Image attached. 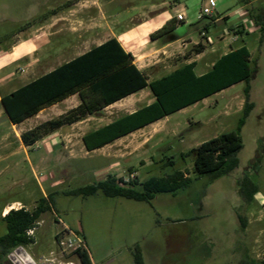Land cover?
Returning <instances> with one entry per match:
<instances>
[{
  "label": "rangeland",
  "instance_id": "1",
  "mask_svg": "<svg viewBox=\"0 0 264 264\" xmlns=\"http://www.w3.org/2000/svg\"><path fill=\"white\" fill-rule=\"evenodd\" d=\"M94 1L107 18L109 32L114 30L117 34L143 35L168 14L183 10L187 13L186 21L178 26L176 33L181 37L190 36L186 38L187 42L199 43L187 44L184 57L174 56L173 52L148 57L150 63L159 62L153 69L161 74L173 70L183 60L196 58L198 44L207 51L197 60L195 72L198 75L205 73L208 64L220 55L221 52L213 54V48L217 50L226 42V49L243 45L249 49L251 64L256 62L258 74L250 83V101L254 108L241 131L243 149L237 154L238 168L209 183L207 176L193 173V159L182 155L236 129L242 114L239 109L245 101V83L236 84L169 116L165 123L158 124L164 132L163 136L157 137L161 139L160 143L151 142L143 148L137 142L140 137L132 138L134 142H130L129 152L116 153L124 160L105 156L112 152L88 153L82 147V129L96 127L100 123L98 120L85 125L80 121L55 131L60 145L71 147H62L61 152L52 154L45 152L42 143L49 135L31 147L24 145L21 135L34 129L37 122H23L14 127V132L2 146L7 144L9 150L14 151L24 145L31 156L41 155L38 158L41 161L31 169L28 163L19 162L24 158L21 155L16 159L18 163L0 164V237L7 232L1 216L8 204L14 208L12 210L25 208L32 211L38 200L53 194L52 211L42 216L34 230L35 243L19 249L35 264H82L75 254L63 256L57 245V237L65 227L82 237L94 264H135L133 252L136 247L141 248L145 264H242L247 258L264 260V206L257 200L251 205L245 204L239 193V183L248 177L264 196V155L256 169L253 165L264 140V31L251 16L247 20L246 12L248 10L253 16L264 15V0H215L217 6L213 15L221 21L212 23L204 35V30H199L201 26L196 27L202 0H0V49L15 43L22 28L31 23L28 33L32 35H39L37 25L44 23L46 34L59 31L57 36L67 37L68 28H72L75 21L81 16H89L87 12L84 14L83 6ZM248 1L252 5L243 11ZM89 13V17L97 18L93 10ZM227 16L229 18L224 19ZM240 23L246 26L240 28L243 35H237ZM52 24L56 25L53 29ZM69 24L73 25L70 27ZM79 30L75 37L72 36L73 42L79 43L87 36ZM167 56L170 58L166 59ZM72 58H48V63L56 66ZM21 67L16 63L12 68L15 79L12 87L21 84ZM39 69L33 68L32 75H39ZM153 69L150 75L156 73ZM63 137L66 142L60 140ZM123 145L122 148H129ZM32 147L33 151L29 152ZM135 149L138 152L132 153ZM3 155L1 151L0 157ZM170 161L174 165H169ZM115 164L118 166L113 168ZM130 168L136 170L135 174L130 173ZM176 171L190 176L191 185L175 193L157 194L150 202L108 198L102 192L90 197L66 194L102 181L108 175L126 181L137 176L139 182L144 183L152 177H166ZM136 189L141 191L142 186ZM239 215L246 221L247 230H243ZM26 264L34 263L29 260Z\"/></svg>",
  "mask_w": 264,
  "mask_h": 264
},
{
  "label": "trees",
  "instance_id": "2",
  "mask_svg": "<svg viewBox=\"0 0 264 264\" xmlns=\"http://www.w3.org/2000/svg\"><path fill=\"white\" fill-rule=\"evenodd\" d=\"M262 14L253 16L249 13V18L250 16L254 18L264 31V15ZM215 20L213 17H204L198 20L196 27L201 26L199 30H204V33L208 32ZM181 24L184 22L172 19L150 36L151 41H159L166 45L179 40L180 37L176 31ZM31 25L33 23L27 24L21 31H26ZM244 27L246 26L238 25L237 35L244 34L240 29ZM247 34L248 32L245 33V35ZM198 45L196 54L200 55L205 48L201 44ZM134 62L135 57L126 52L118 40L113 38L99 47L92 48L84 55L61 64L52 72L38 77L14 92L2 96L1 104L10 122L13 125H20L35 117L42 110L60 103L72 95H79L81 104L76 109L59 119L48 121L21 135L24 145L31 147L45 136L66 125H73L89 116L98 115L122 99L149 89L155 98L154 103L84 136L85 147L91 152L196 105L236 84L245 83V101L236 129L206 141L182 155L183 158L191 157L193 159V173L207 176L209 183L237 169L239 165L237 154L243 149L241 131L254 108V104L250 101V83L256 79L258 74L256 62L251 64L249 49L245 45L232 49L228 54L218 58L213 67L201 76L195 72L197 63L192 62L165 76L151 80L148 74L139 70ZM263 155L264 140L253 161L255 169L260 165ZM169 165H174V162L170 161ZM129 171L131 174L136 172L134 168H130ZM191 183L192 179L183 171H176L166 177H152L144 183H140L137 176L126 181L123 178L108 175L102 181L66 194L90 197L102 192L108 198L120 197L150 202L155 199L157 194L175 193L182 188L189 187ZM139 185L142 186L141 191L136 189ZM239 193L245 204L251 205L255 195L259 193V189L247 177L239 183ZM52 208L53 194L38 200L32 211L22 208L11 210L8 215L3 216L2 220L6 225L7 232L0 237L1 257L6 258L13 250L34 244V238L28 236L27 232L36 228L42 216L52 211ZM239 220L244 230L246 221L242 215H239ZM77 256L82 264H92L87 251L80 250L77 252ZM133 259L135 264H145L140 247L135 248ZM242 264H264V260L247 258Z\"/></svg>",
  "mask_w": 264,
  "mask_h": 264
},
{
  "label": "crops",
  "instance_id": "3",
  "mask_svg": "<svg viewBox=\"0 0 264 264\" xmlns=\"http://www.w3.org/2000/svg\"><path fill=\"white\" fill-rule=\"evenodd\" d=\"M169 1V0H167ZM86 2H84L85 4ZM252 3L249 1L243 11H246L249 6H251ZM85 9L84 14H89L91 10H93L96 13L97 18L93 19L92 17L89 16H81V19L77 20L73 24H69V26L72 28H68V34L67 37H59V31H53L51 33H45L46 31V26L43 27V24L37 25L36 32L39 33V35H32L28 33V29L26 31H23L19 34V36L15 37L17 38V41L7 47L6 49H0V152H3V156L0 157V164L2 163H18L17 158L19 159L20 156H24L23 160L20 159L19 162L22 163V161L28 163L31 169L34 168L35 166H38L37 164L41 161L38 160V158H41V155H33L31 156L28 153V150L24 145H21L18 150L10 151L9 147L7 144H4L2 146V142L6 141L10 138L11 134L14 132V127L17 125H13L9 118L7 117L4 108L1 104V98L4 95H8L18 88L27 85L31 81H34L38 77L52 72L54 69H56L58 66L61 64H58L56 66L50 65L48 63L49 59L48 58H54V57H60V56H71L73 57L72 59L82 56L88 51H90L94 47H99L106 43L110 39H117L118 42L121 44V46L125 49L126 52L131 53L135 57V65L138 67L139 70L145 72L148 74L151 80L153 79H158L162 76H165L179 67L190 64L192 62H196L198 64V59L202 58L206 55L207 51L203 52L200 55H197L196 58L192 59L191 61H186L183 60V62L177 63V65L174 66V69L169 71L168 73L161 74L159 71H155L153 67H156L158 65V61L150 63L148 62V57L152 56H160V55H165V53L168 54V52H173V55L176 56L178 55L179 57H184V53L187 49V44H192V43H199V42H193L189 40V42L186 41V38L189 39L190 36L188 37H181L179 36V40L170 43V44H162L159 41H150V36L160 30L165 24H167L169 21L172 19H177L179 14L184 15V21H186V16L187 13L183 11H178L177 14L171 15L168 14V16H165L164 19L161 22H157L155 25L150 26L151 28L148 29L146 33L143 35H138V34H117L114 30L109 29L110 26L106 23L107 18L104 15L103 12H101L99 4L97 2H93L92 4L90 3L89 6H83ZM87 12V13H86ZM247 12V20L249 18V12ZM215 20L213 24H217L220 22V18L215 17L214 15L212 16ZM198 18V16H197ZM229 16L225 17L224 19H228ZM83 20V21H82ZM60 21V20H58ZM95 22V23H94ZM241 24V23H240ZM151 25V24H150ZM252 25V23L250 24ZM56 26L55 24H52L51 27L52 29ZM248 27V25H247ZM79 29H82L87 36L85 37L84 40L81 39L79 43L73 42V37H75L76 33L78 31H81ZM30 30V29H29ZM223 36V35H221ZM227 39L225 38L224 41ZM228 47L227 43L219 45L215 50L213 48L212 53L215 54L217 52H221L219 56H215V59L208 64L207 69L205 73H207L214 65L215 61L228 54L231 52L232 49L239 48L241 46H230V48L226 49ZM173 50V51H172ZM170 56H167L166 59H169ZM72 59L68 60L71 61ZM67 61V62H68ZM47 62V63H46ZM19 63L21 67V72H23L19 76V81H21L20 86L18 87H12V82L15 81L14 79V73L11 72L13 66ZM63 63H66L63 62ZM62 63V64H63ZM139 63V64H138ZM40 67L39 69V75L35 74L32 75L33 73V68ZM153 69L154 73L153 75H150L149 72ZM159 73V74H158ZM203 73V74H205ZM203 74H200L198 76H201ZM25 78V81L23 79ZM149 89L142 90L138 93L132 94L121 101L107 107L103 113H100L98 115L90 116L84 121L80 122L81 124L85 125V123H90L93 120H98L100 123L97 124L96 127L90 128V129H82V135L80 138V142L84 150L88 153H90L83 142V138L85 135L97 131L100 128H103L105 126L110 125L114 121L118 120L119 118L125 116V115H130L138 111L140 108L144 106H149L152 103H154L155 98L153 97L151 91ZM79 95L75 94L67 99L63 100L60 103H57L51 107H48L41 112H39L35 117L28 119L25 122H28L30 120H35L37 122L35 128L41 124H44L48 121L59 119L62 116L68 114L70 111L76 109L78 106H80L81 101L79 99ZM233 103V102H232ZM231 103V104H232ZM243 103V100H242ZM244 106V103H243ZM243 106L239 109H243ZM168 118V117H167ZM167 118L157 121L155 123H152L145 127L144 129L137 130L125 137L116 139L110 144L105 145L101 149H96L94 151H91L93 153H102V152H112L109 153L108 155L105 154L106 157H110L113 160H124L122 155H117L116 153H124V152H129L130 147H132L130 142H134L132 138L134 137H140L137 142L139 143V147H146L149 145L151 142H161V139H157L158 136H163L162 130L160 129L158 124L165 123L167 121ZM7 126V129L5 128ZM25 133V132H23ZM69 134V133H68ZM71 136V135H70ZM59 138L57 137V134L52 133L49 135L46 139L42 141L44 142V147H45V152L46 153H59L62 150H60L62 147H65L69 149L71 146H63L60 145L59 143ZM62 141H65V138L63 137L60 139ZM159 140V141H157ZM124 147H129V148H122L121 145ZM134 147V146H133ZM64 148V149H65ZM29 152L33 151V147L29 148ZM38 152V151H37ZM138 152L136 149L132 152L135 153ZM19 155V157H17ZM31 156V157H30ZM59 159V158H58ZM20 166V165H19ZM118 164H115L113 166L117 167ZM258 201L261 206H264V196L259 192L258 194L255 195L254 201ZM15 203H11L12 206L15 205ZM8 208L10 207V204L7 205ZM11 208V207H10ZM7 210V208H6ZM5 210V212H6ZM4 214L3 216H5ZM1 216V217H3ZM244 230H247V223H246V228ZM89 254V252H88ZM90 256V254H89ZM90 261L92 264H94V261L92 257L90 256Z\"/></svg>",
  "mask_w": 264,
  "mask_h": 264
},
{
  "label": "built area",
  "instance_id": "4",
  "mask_svg": "<svg viewBox=\"0 0 264 264\" xmlns=\"http://www.w3.org/2000/svg\"><path fill=\"white\" fill-rule=\"evenodd\" d=\"M202 9L198 13V20L204 18V17H212L213 12L217 6V3L215 0H202ZM177 19L179 21H184V15L179 14ZM205 33L202 32V35ZM22 209V208H20ZM34 229H31L27 232V235L30 237H33ZM57 245L60 248L63 256H66V254H75L77 256L78 251H82L86 249V246L84 244V241L82 237L74 232L73 230L69 229L68 227H65L64 232L60 233L57 237ZM73 264V263H70Z\"/></svg>",
  "mask_w": 264,
  "mask_h": 264
},
{
  "label": "flooded vegetation",
  "instance_id": "5",
  "mask_svg": "<svg viewBox=\"0 0 264 264\" xmlns=\"http://www.w3.org/2000/svg\"><path fill=\"white\" fill-rule=\"evenodd\" d=\"M20 248L24 249L26 247H19L13 250L6 258H2L0 255V264H16V262H22L26 264L27 262H29V260L35 264L36 262H34L33 259L27 253L22 254V252H20Z\"/></svg>",
  "mask_w": 264,
  "mask_h": 264
},
{
  "label": "bare ground",
  "instance_id": "6",
  "mask_svg": "<svg viewBox=\"0 0 264 264\" xmlns=\"http://www.w3.org/2000/svg\"><path fill=\"white\" fill-rule=\"evenodd\" d=\"M12 209H14V208H12V207H11V208H10V207H9V208H7V210H6L5 214H6V215H8V213H9V212H10ZM6 215H5V216H6Z\"/></svg>",
  "mask_w": 264,
  "mask_h": 264
},
{
  "label": "water",
  "instance_id": "7",
  "mask_svg": "<svg viewBox=\"0 0 264 264\" xmlns=\"http://www.w3.org/2000/svg\"><path fill=\"white\" fill-rule=\"evenodd\" d=\"M20 249H23V248H20Z\"/></svg>",
  "mask_w": 264,
  "mask_h": 264
}]
</instances>
